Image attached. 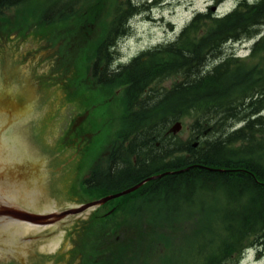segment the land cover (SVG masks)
<instances>
[{
	"label": "trees",
	"instance_id": "1",
	"mask_svg": "<svg viewBox=\"0 0 264 264\" xmlns=\"http://www.w3.org/2000/svg\"><path fill=\"white\" fill-rule=\"evenodd\" d=\"M164 1L0 0V32L23 34L34 22L56 33L64 51L91 50L95 66L109 64L130 21ZM252 37L250 56L224 53L227 44ZM202 62L209 67L204 74ZM135 70L146 76L135 77ZM171 77L169 88L159 86ZM115 79L124 87V128L167 129L181 121L189 134H170L161 148V170L174 173L83 223L75 241L82 264H239L250 250L262 257L264 0H236L224 15L207 6L173 39L133 57ZM91 182L85 190L96 199L129 187Z\"/></svg>",
	"mask_w": 264,
	"mask_h": 264
},
{
	"label": "rangeland",
	"instance_id": "2",
	"mask_svg": "<svg viewBox=\"0 0 264 264\" xmlns=\"http://www.w3.org/2000/svg\"><path fill=\"white\" fill-rule=\"evenodd\" d=\"M139 1L146 4L147 0ZM235 1L226 0L215 11L224 13ZM210 5L214 6L213 0H166L150 6L132 20V31L118 48V57L128 62L153 44L174 38L196 12L204 11ZM58 39L56 33L43 30L34 22L23 34L0 32V73L3 69L15 74L7 84L15 88L23 110L33 98L32 102H36L33 120L16 126V134L32 156L49 160L40 182L42 199L54 209L96 199L95 195L89 196L83 191L80 180L95 164L111 137L124 128L122 97L114 93L118 87L114 90L95 84L89 75V65L95 60L94 52L81 49L74 55L69 49H61L65 43H59ZM244 47V44L229 43L224 50H236L241 54ZM1 80L0 74V83ZM174 80L167 79L162 84L168 87ZM22 84L25 86L20 87ZM80 114L85 118L78 132L87 131L90 136L79 149L63 135ZM185 129L182 128L179 135L186 137L189 132ZM74 153L77 155L75 161H68ZM108 208H101L100 214L106 213ZM94 213L67 217L54 226L24 237L36 239L52 230L64 231L53 252H39L35 246L27 255L28 264H82L83 257L75 241L83 223ZM0 264L20 263L12 259ZM239 264H264V255L257 257L255 251L250 250Z\"/></svg>",
	"mask_w": 264,
	"mask_h": 264
},
{
	"label": "water",
	"instance_id": "3",
	"mask_svg": "<svg viewBox=\"0 0 264 264\" xmlns=\"http://www.w3.org/2000/svg\"><path fill=\"white\" fill-rule=\"evenodd\" d=\"M7 86L10 85L7 84ZM11 88L0 89V103L7 100L21 111L24 106L15 89L12 86ZM1 107L2 105H0V263L17 259L20 264H28L27 255L35 246L39 252H53L64 231L52 230L36 239H24V237L56 225L66 220V216L95 210L111 200L136 191L149 180L167 174L152 176L132 188L69 210L53 208L57 211L66 210L59 214L49 213L50 208H40L49 205L42 199L40 182L49 160L36 159L25 150L16 133H9L12 125L1 113L6 112L7 109L3 107L1 109ZM182 127V123L177 122L171 127L170 132L177 134ZM37 192H41L40 207L36 202ZM62 217L66 218L58 223L44 225L54 218ZM36 224H41L43 227H36Z\"/></svg>",
	"mask_w": 264,
	"mask_h": 264
},
{
	"label": "flooded vegetation",
	"instance_id": "4",
	"mask_svg": "<svg viewBox=\"0 0 264 264\" xmlns=\"http://www.w3.org/2000/svg\"><path fill=\"white\" fill-rule=\"evenodd\" d=\"M57 62H59V58ZM122 66L123 65L115 66L112 63L99 64L98 66H95V64H93L89 68V75L95 81V84L110 87L115 90L116 85H113L112 83H114L113 80L116 78V74L120 72ZM0 74L2 79L0 89H10L11 86H7V83L10 81L7 79V73L5 71L2 72L1 70ZM13 76H11V78L9 79H14ZM123 92L124 87H118V89L114 91L116 95L121 97L123 95ZM6 101L7 100L1 102L0 105H2L3 108H6L7 111L1 113H3L2 116L8 119V121L11 123L10 125H12L9 128V133L11 132L15 134L17 130L15 128L16 126L22 123L26 125L27 122L33 120V110L36 107V102H32L33 100H31L28 103V108L20 111V109L13 107V103ZM84 118L85 117L82 114L75 116L73 122L70 125V128L68 127L67 131H65V134L63 135L64 137H66V139H71L72 144L74 146H78L79 149L83 145V141H85V139L90 136L87 131H83V133L78 132V130L82 126ZM165 130V132H157L156 135H149L147 134L148 132L144 130H135L128 128L119 129L117 133L111 137L109 144L101 152L95 164L90 169H88L86 174L82 177L81 183L85 185V187H82V189L84 190L86 187H89L90 179H92L91 184L98 183L102 186L108 187H114L116 185H125L129 186L127 188H131L132 186L151 176L168 172L169 170H161V167L159 166L160 157H163V154H161V148L167 146L169 143L170 131L169 128ZM163 132L164 139L161 142L159 137L162 136ZM179 137L181 139H184V137L181 135ZM153 142L155 143L154 146ZM74 148L77 151L76 147H73V149ZM139 149H145L146 151L151 152L150 156H139ZM152 149H155L158 154H152ZM76 156V153H74L68 161H75ZM145 159L147 160L144 161ZM152 161L155 164L154 166H151V168L149 166ZM65 164L63 165V168L65 167ZM149 169L154 170V172L147 173L146 171H148ZM65 171H67V169ZM141 177L144 178L140 179ZM139 179L140 181H138Z\"/></svg>",
	"mask_w": 264,
	"mask_h": 264
},
{
	"label": "bare ground",
	"instance_id": "5",
	"mask_svg": "<svg viewBox=\"0 0 264 264\" xmlns=\"http://www.w3.org/2000/svg\"><path fill=\"white\" fill-rule=\"evenodd\" d=\"M235 4V3H234ZM232 9V8H231ZM189 22L190 21H188L184 26H183V28L186 26V25H188L189 24ZM255 40L256 39H253V37L252 38H249V39H243V40H240V41H237V42H235L234 44H244L247 48H249V49H251L252 50V48H253V46H254V44H255ZM150 49V48H149ZM224 49H225V47H224ZM116 52L117 51V49L115 48V47H113L112 49H111V52ZM225 51V50H224ZM229 53V54H232V53H236V55L237 56H239L240 57V54L239 53H237V51L236 50H234V52L233 51H225L224 53ZM212 65H215V63L214 62H212L211 63ZM199 67H198V70H199V73L200 74H204V72L206 71V70H208V68H207V66H206V64H205V62H202V63H199V65H198ZM2 70V72L3 71H5L7 74V79H9V77L12 75V74H14V73H12L11 71H7V70H3V69H1ZM137 71L138 70H135L134 71V76L135 77H141V76H139L138 75V73H137ZM146 75L144 74L140 79H142V78H144ZM171 78H173V77H171ZM171 78H166L165 80H167V79H171ZM164 80V81H165ZM163 81V82H164ZM163 82H161L160 84H159V86L160 87H165V88H169L170 86H165V85H163L162 83ZM164 127H165V124H164ZM159 128V129H153V130H149V131H147L148 133L147 134H151V135H156L157 134V132H159V131H164L165 130V128ZM166 131V130H165ZM164 131V132H165ZM164 132H163V134H162V136L161 137H159L160 138V141L162 142L163 141V139H164V137H163V135H164ZM152 151H153V153L152 154H154V155H157L158 154V152L155 150V149H152ZM160 153V152H159ZM58 244H59V241H58V243H57V245H56V247H55V249L57 248V246H58Z\"/></svg>",
	"mask_w": 264,
	"mask_h": 264
}]
</instances>
